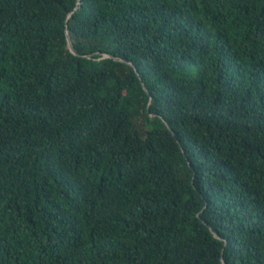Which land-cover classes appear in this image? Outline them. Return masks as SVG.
<instances>
[{
    "label": "trees",
    "instance_id": "1",
    "mask_svg": "<svg viewBox=\"0 0 264 264\" xmlns=\"http://www.w3.org/2000/svg\"><path fill=\"white\" fill-rule=\"evenodd\" d=\"M0 264H264V0H0Z\"/></svg>",
    "mask_w": 264,
    "mask_h": 264
},
{
    "label": "rangeland",
    "instance_id": "2",
    "mask_svg": "<svg viewBox=\"0 0 264 264\" xmlns=\"http://www.w3.org/2000/svg\"><path fill=\"white\" fill-rule=\"evenodd\" d=\"M142 123H143V120L142 119H138L137 124H139L140 128H142Z\"/></svg>",
    "mask_w": 264,
    "mask_h": 264
},
{
    "label": "water",
    "instance_id": "3",
    "mask_svg": "<svg viewBox=\"0 0 264 264\" xmlns=\"http://www.w3.org/2000/svg\"><path fill=\"white\" fill-rule=\"evenodd\" d=\"M68 45H69L70 50L72 51V45H71V42L69 41V39H68Z\"/></svg>",
    "mask_w": 264,
    "mask_h": 264
}]
</instances>
